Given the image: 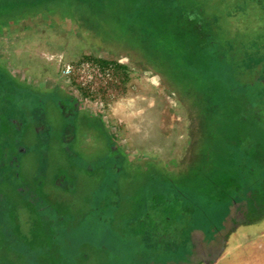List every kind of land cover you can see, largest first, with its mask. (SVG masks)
Segmentation results:
<instances>
[{"label": "rangeland", "instance_id": "obj_1", "mask_svg": "<svg viewBox=\"0 0 264 264\" xmlns=\"http://www.w3.org/2000/svg\"><path fill=\"white\" fill-rule=\"evenodd\" d=\"M247 191L261 218L264 0H0V264H198Z\"/></svg>", "mask_w": 264, "mask_h": 264}, {"label": "crops", "instance_id": "obj_2", "mask_svg": "<svg viewBox=\"0 0 264 264\" xmlns=\"http://www.w3.org/2000/svg\"><path fill=\"white\" fill-rule=\"evenodd\" d=\"M107 62L111 65H115L114 61H107ZM37 64L40 65V63H37ZM43 76L48 77V75H46V74H44ZM175 92L176 91H174L173 93L178 96L177 92L176 93ZM177 99H178V97H177ZM154 101H153L154 105H161L160 104L161 100H159V102H157L155 99ZM141 105H144V109H149V105H152V100L147 98L146 101L141 102ZM187 106L189 107V109H191L190 110L191 112H194L193 106L192 107H191V105H187ZM95 120L96 119H94L92 117V122H95ZM193 124H195V119H194ZM110 145L112 146L111 143H110ZM117 150H119V148H117ZM146 168H147V170L150 169L149 166H146ZM245 195L246 196L248 195L247 198L238 197L237 203H239L238 205L240 206V209L243 210L242 207H244V206H247L249 209H251V208L253 209L252 204H251V208L249 207L251 200H252V202L255 201L254 199L251 198V196L253 194H250V192L247 191V194H245ZM240 209L239 208L236 209L235 210L236 213H238V211ZM239 212H240V216L244 215L243 211H239ZM250 215H251V213L249 212V216ZM261 218H258L256 220L257 221L261 220L259 222L264 223V216H262ZM239 221H241V219ZM243 228H244V226L241 225L238 230L233 232L235 234V236H239V240L236 241V243H234L232 246H231V244L229 245V243L226 242L225 246L222 248V250L219 251V253H218L219 255L216 258H214L212 261H209V264H264V230L262 232H259L256 236L250 237L246 233H244V230L242 231ZM231 235H232V233H231ZM244 236H246L247 238H245L243 240Z\"/></svg>", "mask_w": 264, "mask_h": 264}, {"label": "flooded vegetation", "instance_id": "obj_3", "mask_svg": "<svg viewBox=\"0 0 264 264\" xmlns=\"http://www.w3.org/2000/svg\"><path fill=\"white\" fill-rule=\"evenodd\" d=\"M70 106L71 107H75V105H70ZM239 211H243V214L244 215L243 216H240V212ZM239 211H238L239 213H236V217H238V219L235 220V224H237V225L234 228H232V229L229 230V233L230 234L233 233V230L234 231L238 230L240 228V226L242 224H244V222H250V223H253V224H256V223L259 222V221H257L255 219L256 217L248 218V215H249V212L248 211H250V209L248 207H246V210L243 209V210H239ZM250 213H252V212H250ZM240 219H241V221H239ZM203 253L204 254L202 255V257L198 261V264H203L205 262H208V261H212L213 260V259H211V257L209 255L206 256L207 255V251L204 248H203Z\"/></svg>", "mask_w": 264, "mask_h": 264}, {"label": "built area", "instance_id": "obj_4", "mask_svg": "<svg viewBox=\"0 0 264 264\" xmlns=\"http://www.w3.org/2000/svg\"><path fill=\"white\" fill-rule=\"evenodd\" d=\"M83 69H84V67H83ZM74 70H75V66L74 65H72V64H65L64 67H63V69H62V73L65 76H71L74 73ZM84 70L85 71L86 70H89V71L94 70L95 73L97 74L95 76V78H97L98 76H102L103 75L101 69H99L98 67H95V66L91 65L90 63L85 65V69ZM106 72H107L106 74L108 76H111L112 72H111L110 68H108ZM90 78L92 80H94L93 79V75H90ZM94 82L96 83L95 80H94ZM95 104L96 105H104V103L101 100L98 101V102H96Z\"/></svg>", "mask_w": 264, "mask_h": 264}, {"label": "trees", "instance_id": "obj_5", "mask_svg": "<svg viewBox=\"0 0 264 264\" xmlns=\"http://www.w3.org/2000/svg\"><path fill=\"white\" fill-rule=\"evenodd\" d=\"M221 166H224L223 164L221 165ZM215 167H213V169H214Z\"/></svg>", "mask_w": 264, "mask_h": 264}]
</instances>
